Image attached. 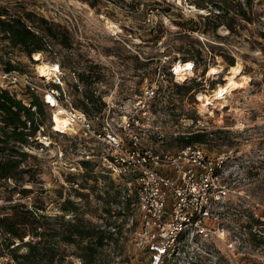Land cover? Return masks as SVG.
I'll return each instance as SVG.
<instances>
[{"label": "rangeland", "instance_id": "1", "mask_svg": "<svg viewBox=\"0 0 264 264\" xmlns=\"http://www.w3.org/2000/svg\"><path fill=\"white\" fill-rule=\"evenodd\" d=\"M263 2L247 0L237 6L231 0H200V5L211 3L212 7L190 16L154 7L146 0H0V13L33 12L67 29L72 42L66 47L60 38H48L50 46L38 52L37 65L35 55L13 47L0 35V66L11 62L15 69L33 72L36 65L38 70L44 62L59 61L75 102L81 104L84 90H95L113 105L110 115L115 117L132 107L130 100L143 96L148 85L157 84L159 95L147 101L142 118L141 131L147 134L149 146L159 154L174 153L185 146L179 136L200 132L204 140L198 143L210 155L233 152L225 179L229 204L209 222L205 239L215 255L198 245V260L182 264H264ZM233 18L231 30L228 21ZM222 55L228 56L227 61ZM185 60L194 63V73L181 78L171 66ZM205 66L209 70L202 76ZM229 75L243 86L218 99L214 90ZM186 81L195 85L189 94L175 84ZM22 92L27 101L33 95L26 89ZM36 118L49 145L40 150V141L32 137L27 143L33 146L30 151L21 146L26 157L19 181L0 180V215L10 213V204L23 203L42 208L40 212L52 216L51 223L59 229L62 221L55 216L73 219L74 213L63 210L62 204L74 203L75 214L85 221L102 228L112 224L113 239L100 250L101 263L94 264H149L146 252L130 242L139 223L134 204L137 187L130 191L126 181L102 171L97 145L78 136L55 134L46 106ZM87 155L94 157L87 159ZM84 161L90 164L88 170ZM5 237L0 235V253L5 251L1 245ZM59 248L66 253L65 263L86 264L75 245L62 242ZM0 264L15 262L5 255L0 256Z\"/></svg>", "mask_w": 264, "mask_h": 264}, {"label": "built area", "instance_id": "2", "mask_svg": "<svg viewBox=\"0 0 264 264\" xmlns=\"http://www.w3.org/2000/svg\"><path fill=\"white\" fill-rule=\"evenodd\" d=\"M146 1L154 7L177 9L190 16L204 14L212 7L211 3L200 5V0ZM231 1L237 6L247 3V0ZM262 5L264 7V2ZM38 63L36 60L35 64ZM37 65L33 72L0 66V93L8 92L35 112L37 106L31 105L32 99L27 101L22 91L26 89L37 95L51 112V127L55 134L78 136L92 142L93 146L97 145L101 150L97 161L102 171L115 180L126 181L130 191L132 186L137 187L134 204L139 223L130 234V242L137 250L146 252L148 263L197 261L200 254L196 253L198 245H203L207 253L214 254L205 239L209 237V222L215 219L219 208L224 209L229 204L228 199L226 201L229 188L225 179L233 152L210 155L202 144L196 142L174 153L159 154L149 146L147 134L141 131L147 101L159 95L157 84L148 85L143 96L132 98L133 106L118 113L117 117L110 115L113 105L104 98L106 106L103 112L89 116L75 105L74 93L67 85L65 70L59 61L53 63L57 73L51 79L43 77ZM171 67L176 75L177 68L175 65ZM75 80L78 81L76 77ZM214 93L213 96L216 95ZM228 93L222 89L220 98ZM56 116L68 122L67 132L54 130ZM1 119L0 113V124L3 125ZM43 131L44 126L40 125L35 136L28 137L40 141V150L49 145ZM21 146L25 151L33 147L27 143ZM92 157L87 155L86 158Z\"/></svg>", "mask_w": 264, "mask_h": 264}, {"label": "trees", "instance_id": "3", "mask_svg": "<svg viewBox=\"0 0 264 264\" xmlns=\"http://www.w3.org/2000/svg\"><path fill=\"white\" fill-rule=\"evenodd\" d=\"M217 6L222 8L221 5ZM231 21H228V26L234 30L233 23L236 18ZM61 28L63 27L44 17H37L33 12L18 16L11 15L6 10L0 13L1 37L10 42L13 47H20L21 51L29 56L49 47L48 38H60L66 47H71L72 42L67 29ZM222 56L227 61L228 56ZM35 61L36 58H34V63ZM229 64H234L233 59L229 60ZM4 67L6 69L16 68L11 62H7ZM208 70L209 67L205 66L202 76H205ZM79 78L81 79V76ZM82 81L90 83V79ZM175 84L178 88L184 89L186 94L195 88V85L187 81ZM82 97L81 104L74 103L89 116L101 113L105 109L106 103L103 102L102 96L95 94V90H84ZM31 99V105L37 106V112L8 92L0 93V113L1 120L4 122L3 125L0 124V154L3 155L0 160V180L17 179L19 174L23 173L21 166L26 153L21 151V145L29 142V136H35L41 125L36 116L45 112V104L42 101L41 103L35 94ZM203 137L204 134L195 132L181 135L179 139L184 145H188L202 142ZM83 163L88 170L90 164L86 161ZM73 184L76 183L73 182ZM77 185L80 186L79 183ZM106 188L109 189L107 191H111L110 188ZM72 205L68 206L67 201L62 204L63 210L73 212L75 216L70 220H63L65 214L55 216L56 220L62 221V225L57 229L50 221L52 216L40 212L42 208L32 209L23 203L10 204V213L0 215V235L6 236L1 243L5 251H2L0 256L7 255L15 264H55L56 262L57 264H73L65 263L66 253L59 248L63 242L75 245L78 250L77 255L86 264L101 263L99 262L100 250L106 245V241L113 239V232L109 230L112 224H108L107 228H102L101 225L87 222L82 216L75 214L78 210L77 205L74 203ZM17 241H19L18 244ZM22 249H26V252H21Z\"/></svg>", "mask_w": 264, "mask_h": 264}, {"label": "bare ground", "instance_id": "4", "mask_svg": "<svg viewBox=\"0 0 264 264\" xmlns=\"http://www.w3.org/2000/svg\"><path fill=\"white\" fill-rule=\"evenodd\" d=\"M35 58L38 61H41V53H35ZM193 63L191 62H180L175 65L176 72L179 77L185 78L187 74L193 75L194 71V66L192 65ZM40 73L42 74L43 77H47L48 79H51L52 76L57 73V70L55 69L53 64H50L48 62H44L41 67L38 68ZM239 69H236V72H238ZM212 70L209 71L208 74H211ZM245 79H248V77H245ZM243 84L242 82L238 81V79L234 75H229L228 80L226 84L222 85L215 93L216 97L218 99L220 98V91L222 89H226L227 92L231 93L233 90L238 89L242 87ZM223 98V97H222ZM210 103V102H209ZM55 121L57 122V125L55 127V131H62V132H67V121L64 118H60V116L55 117Z\"/></svg>", "mask_w": 264, "mask_h": 264}]
</instances>
